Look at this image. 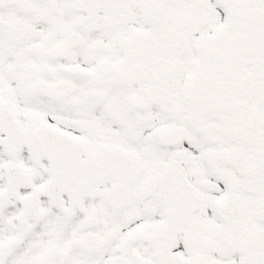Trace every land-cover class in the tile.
I'll return each instance as SVG.
<instances>
[{"label": "snow or ice", "instance_id": "1", "mask_svg": "<svg viewBox=\"0 0 264 264\" xmlns=\"http://www.w3.org/2000/svg\"><path fill=\"white\" fill-rule=\"evenodd\" d=\"M0 264H264V0H0Z\"/></svg>", "mask_w": 264, "mask_h": 264}]
</instances>
